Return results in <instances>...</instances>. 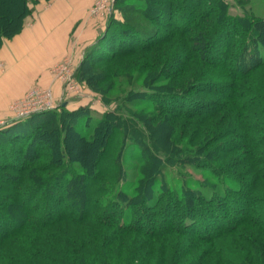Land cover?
<instances>
[{
	"label": "trees",
	"instance_id": "16d2710c",
	"mask_svg": "<svg viewBox=\"0 0 264 264\" xmlns=\"http://www.w3.org/2000/svg\"><path fill=\"white\" fill-rule=\"evenodd\" d=\"M38 1L0 0V47L21 32ZM182 1L120 0L126 16L116 22L118 37L134 32L146 45L91 61L147 55V79L159 65L156 70L169 74L164 78L175 75L169 83L178 88L132 85L109 99L129 76L89 71L85 56L77 71L87 82L108 83L98 94L114 108L90 122L88 106H60L0 129L18 144L0 143L11 155L0 164V264H264V92L243 83L264 67V17L232 15L224 0L192 2L196 6L186 11ZM138 14L154 24L167 18L166 25L179 30L172 18L177 15L181 28L197 30L191 50L205 75L183 86L184 60L161 64L159 48L152 60L148 51L166 38L137 25ZM108 37L103 33L89 47L93 51ZM244 88L245 106L238 100ZM134 105L138 110H131ZM230 109L237 110L232 120ZM45 113L51 118L31 123ZM164 119H183L181 137L169 139L175 122ZM252 119L253 125L245 124ZM194 120L198 126L191 128ZM130 146L138 154L136 173L121 184ZM43 156L46 162L39 161ZM185 165L201 170L209 196L188 180L167 182L164 170Z\"/></svg>",
	"mask_w": 264,
	"mask_h": 264
},
{
	"label": "rangeland",
	"instance_id": "374dc122",
	"mask_svg": "<svg viewBox=\"0 0 264 264\" xmlns=\"http://www.w3.org/2000/svg\"><path fill=\"white\" fill-rule=\"evenodd\" d=\"M120 0H85V17L86 20H90L93 22V24H96L99 26L97 30L96 36H94V40L98 39L99 36H101L103 33L108 34V41L106 43L101 44L100 46H96L94 50L89 47V45L85 46L84 49H79L76 59L73 57L75 54V46L70 45V52L66 55L64 54L62 58H59L55 61L52 62L51 66L48 68L49 74L51 77V80L49 84H43L39 82V79H35L34 82L30 85V87H27L26 90L22 91L20 95L11 97L6 105L5 108H0V129L6 128L7 124L11 123L12 121L14 122L15 120L18 119H23L24 117H27L28 115L20 116V111L24 109V107L31 106L32 103L28 98L29 92L34 88H49L50 92L52 93V106L50 109H55V110H62L59 109L60 106H63L67 110H72L77 108L78 106H88L89 107V114H90V122L98 118L104 111L114 108L115 105L113 103L109 105H105L103 101L100 99L101 95H99V87H102L103 89H107V84H102V83H96L94 80L93 82H87V80L82 76L84 75L83 72L80 73L78 69V66L80 62L82 61L83 57L88 56L89 61L86 62V66H89L90 69L89 71H104L105 68L106 70H117L119 74L125 75L126 77L129 76L128 80L129 82L124 83L122 85L116 84L114 86L113 93L107 95L109 99H115L120 95V90L125 89L128 90L130 86L135 85V86H140L142 84H147L156 87H164V88H178L169 82H173L172 80L174 76H170L167 78H164V76H167L169 74H165V72L162 71V69L156 70L159 68V65L157 67L153 66L152 68H155V73L151 75L150 78L147 79V76L143 73L145 71L144 68V62L145 59H149L147 55H140V53H134L132 55H122L115 57L112 61L110 62H99V63H92V59L98 57V56H105L111 51H114L115 53H121V51L125 50L126 48H131L135 45L138 46H144L146 45L145 41L140 39L138 36L135 35L134 32H130V36L128 39L123 40V38L118 37V29H117V23L116 22H122L124 20V7L119 3ZM167 1V0H164ZM182 1V0H180ZM185 0L182 1L181 6L186 10H192L196 6V4L200 3L203 6L210 2L206 0H187L184 3ZM192 2H197L196 4H192ZM225 3H228V10L229 13L232 15H242V14H249L252 16L256 17H264V0H224ZM39 1L34 4V9L35 7H38ZM126 16V15H125ZM110 17V19H109ZM174 19V23L176 26H180L178 29L179 30H172L171 27H168L166 25V20L162 19L159 24H154L151 23L150 21H147L145 19H142L139 14L138 15H133V21L139 25V26H144L148 27V29H158L160 30L163 34L161 37L163 39L166 38L165 43L162 44L160 43L159 46L155 47V49H151L148 51V56L151 58L152 55L154 56L155 51L159 48L160 49V58H161V64L162 62H168L171 60H175L176 63H178L180 60H184L185 68H184V73L183 77H185L182 80V85L185 86L189 82H192L193 80H196V78H201L202 75H205L204 73L199 72L202 69H205L204 67L201 66L199 63L198 56L196 52L192 51V41H193V35L197 30L193 31L194 29H185L186 27H182L183 25V19H180L177 15H174L172 17ZM214 18V14H211L210 19ZM169 23V22H168ZM211 23V22H210ZM107 24L108 27H107ZM212 25V24H210ZM209 25V28L211 29L212 26ZM199 30V29H198ZM132 35L136 36L133 37ZM72 35L70 33V39ZM214 37V36H213ZM132 39V40H130ZM162 39V40H163ZM132 41V42H130ZM170 44H173L171 48H169L168 51H164L165 46H169ZM72 49V50H71ZM91 50V52H90ZM170 51V52H169ZM144 54V53H143ZM152 59V58H151ZM153 60V59H152ZM66 63V66L72 74V79L74 80V87L76 88L77 91L71 92L67 91L62 88V79L59 78L60 76V66L62 64ZM158 64V62H157ZM179 65V64H178ZM161 66V65H160ZM3 66H0L2 69ZM128 68L129 72L125 73L124 70ZM163 68V67H161ZM170 68V67H169ZM167 68V70H170ZM178 70V66L175 67ZM176 70V71H177ZM209 70V69H208ZM262 71H257L256 72V78L251 81H244L243 83H248V86H258V90H261V92H264V67L261 69ZM180 71V70H179ZM178 71V72H179ZM158 73L160 74V79H157L156 77L158 76ZM165 74V75H164ZM262 75V76H261ZM49 77V78H50ZM109 82V81H108ZM181 82V80L179 81ZM53 84L58 85V92L53 91ZM243 86H247L244 84ZM105 91V90H104ZM99 93V94H98ZM248 91L246 88L241 89V95L238 97V100L240 103H243V106H245L247 97H248ZM206 99H213V97L206 96L204 97ZM34 102V100L32 101ZM74 102H82V105H78L77 107L72 108L68 103H74ZM84 102V104H83ZM64 104V105H63ZM138 105L130 106L132 109L131 110H138L136 108ZM149 111H146L145 113H148ZM247 112V110H245ZM31 113V112H30ZM229 115H228V120H232L234 117V114L237 113L236 109H230L229 110ZM32 114V113H31ZM30 115V114H29ZM163 116H158L157 118H162ZM48 118H51V115L48 113L42 114V115H36L34 117V120L31 121V123L34 122H40L42 120H46ZM161 120V119H159ZM158 119H155V122L159 121ZM183 119H177V120H170V119H164L163 121H168L166 125H169L172 122H175V125L171 127L170 133H169V139L175 140L179 135V131H182V127H179L183 121ZM212 120V119H210ZM257 120H247L245 122L246 125L251 126L253 125ZM199 120H194L191 121L190 127L194 128L195 126H198ZM174 124V123H173ZM173 124H170L171 126ZM29 126H32L31 124ZM28 126V127H29ZM17 128V127H15ZM24 129H20L22 131L26 130V127H23ZM190 128H188L189 130ZM5 131H0V143L1 142H7L8 147L12 148L17 146V143H14L11 141V138L8 134L3 133ZM11 132V130H10ZM263 134V133H261ZM259 135H250V136H260ZM196 143V142H195ZM208 148V146L206 147ZM125 160H124V167L126 169V179H124L123 183H130L134 180V176L136 173V167H137V162H136V157L135 155L137 154V150L135 146H130L127 151L125 150ZM234 155H230L228 159H230ZM10 158L11 155L7 153L6 150H3L0 148V164L5 160ZM3 159V160H2ZM225 159L226 163L227 160ZM40 162H46L47 158L46 157H41L39 158ZM224 161V162H225ZM225 163V164H226ZM224 167L226 165L222 164ZM264 167V165H263ZM165 173V178L167 182H172L179 184L183 180H188L190 183V188L198 189L203 191L207 196H209L210 193V188L208 185H204L202 183V172L201 170H198L194 168L192 165H185L182 167L175 166V167H168L166 170H164ZM264 190V183L262 184ZM264 206V203L263 205Z\"/></svg>",
	"mask_w": 264,
	"mask_h": 264
},
{
	"label": "crops",
	"instance_id": "0c3cea01",
	"mask_svg": "<svg viewBox=\"0 0 264 264\" xmlns=\"http://www.w3.org/2000/svg\"><path fill=\"white\" fill-rule=\"evenodd\" d=\"M38 4L21 32L4 40L0 47V108H5L11 97L20 95L36 78L49 84L52 62L67 55L70 45L76 47V59L79 49L94 42L97 34L99 26L86 20L85 0H39ZM52 87L58 92L57 84ZM68 105L77 107L82 102ZM12 124L13 121L7 126Z\"/></svg>",
	"mask_w": 264,
	"mask_h": 264
},
{
	"label": "built area",
	"instance_id": "2783aa9c",
	"mask_svg": "<svg viewBox=\"0 0 264 264\" xmlns=\"http://www.w3.org/2000/svg\"><path fill=\"white\" fill-rule=\"evenodd\" d=\"M59 72L61 73L59 78L62 79V88L65 90H69L71 92L77 91L74 87V80L72 79V74L69 72L66 63L60 66ZM74 82V83H73ZM28 98L32 103L31 106L24 107L22 111H20V116H26L34 112H39L43 110H47L51 108V100H52V93L50 92L49 88H34L32 89L29 94ZM34 100V102H32ZM31 112V113H30Z\"/></svg>",
	"mask_w": 264,
	"mask_h": 264
},
{
	"label": "water",
	"instance_id": "95a60500",
	"mask_svg": "<svg viewBox=\"0 0 264 264\" xmlns=\"http://www.w3.org/2000/svg\"><path fill=\"white\" fill-rule=\"evenodd\" d=\"M64 105V104H63Z\"/></svg>",
	"mask_w": 264,
	"mask_h": 264
}]
</instances>
